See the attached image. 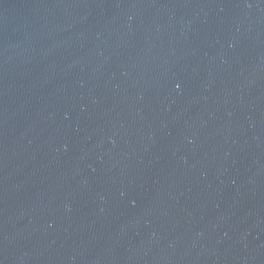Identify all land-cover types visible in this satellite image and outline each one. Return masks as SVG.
Listing matches in <instances>:
<instances>
[{"label": "water", "instance_id": "obj_1", "mask_svg": "<svg viewBox=\"0 0 264 264\" xmlns=\"http://www.w3.org/2000/svg\"><path fill=\"white\" fill-rule=\"evenodd\" d=\"M0 264H264V0H0Z\"/></svg>", "mask_w": 264, "mask_h": 264}]
</instances>
